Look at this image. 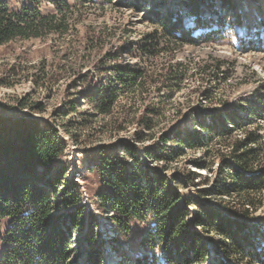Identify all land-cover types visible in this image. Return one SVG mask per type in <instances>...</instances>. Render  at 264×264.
<instances>
[{"label":"rangeland","instance_id":"374dc122","mask_svg":"<svg viewBox=\"0 0 264 264\" xmlns=\"http://www.w3.org/2000/svg\"><path fill=\"white\" fill-rule=\"evenodd\" d=\"M232 2L234 8L229 9L219 0L200 1L197 13L204 21L214 20L219 29L216 38L201 37L199 42L181 43L156 55L143 53L141 45L148 33L162 34L164 29L158 19L165 16L168 7L182 14L183 29V23L191 21L192 15H186L188 7L179 0L75 2L65 31L0 44V116L36 119L54 128L65 145L56 166L65 167V182L80 185V204L96 216L93 230L97 229L100 235L93 245L83 241L89 232L85 218L84 226L70 239L74 252L67 264H90L88 253L94 249L102 256L99 264L162 262L157 248L139 243L150 229V221L134 223L122 235L111 219L94 206L98 183L93 166L101 146L124 154V145L130 144L143 161L163 173L192 202H199L198 190L208 189L215 179L223 178L220 166L226 163L224 167L229 168L231 144L243 136L244 130L257 129L262 161L258 165L264 164V0ZM8 4L17 11L32 3L8 0ZM39 10L43 14L55 11L45 1ZM171 61L181 63L180 77L171 81L170 87L157 89L160 83L154 82V76L162 73ZM120 64L139 66L149 77L141 86L121 93L111 114L101 115L88 99V90L114 77L112 66ZM216 65L220 68L218 72ZM229 115L237 121L231 134L224 137L214 134L202 147L168 141L166 149L177 155H173L166 169L163 161L154 162L144 155V149L162 146L161 135L182 136L193 129L203 132L200 122H209L215 128L229 122ZM198 163L203 166L198 167ZM189 170L200 174L195 179L199 185L183 182ZM176 177L179 181H175ZM254 196L256 209L247 222L258 227L256 222L264 221V190ZM207 197L203 200H209L225 214L232 204L241 203L232 191L229 195L211 193ZM190 210L194 212L196 208ZM206 238L211 252L209 262H218L219 237L211 233ZM4 248L0 236V257ZM224 258L227 264H264L255 257L240 263Z\"/></svg>","mask_w":264,"mask_h":264},{"label":"trees","instance_id":"16d2710c","mask_svg":"<svg viewBox=\"0 0 264 264\" xmlns=\"http://www.w3.org/2000/svg\"><path fill=\"white\" fill-rule=\"evenodd\" d=\"M30 1L32 4L15 11L10 8L8 0H0V44L16 38L39 37L51 31L63 32L67 29L72 4L91 2ZM44 1L52 4L55 11L41 13L39 5ZM179 1L188 7L186 15H192L191 21L184 22L183 29L182 14L168 7L165 16L158 19L164 31L158 36L156 32L146 35L148 42L146 40L141 45L143 53L156 55L167 48L171 51L181 43L199 42L201 37H217L219 29L214 20L208 18L204 21L197 13L202 0ZM219 1L224 8H234L233 0ZM180 65L179 62H168L163 72L154 76V82L160 83L157 89L170 87L171 81L179 79ZM219 69L216 65L215 71ZM112 70L114 77L94 84L87 94L95 111L101 115L111 114L121 93L130 87L141 86L149 77L141 67L129 64L114 65ZM152 112H155L154 108ZM228 121L232 127L226 122L215 128L209 122H200L203 132L193 129L183 132L182 136L161 135L162 146L144 149V155L154 162L163 161L166 169L173 155H177L166 149L168 141L202 147L214 134L230 135L237 121L232 115ZM258 141L256 128L244 130L242 137L233 140L231 165L227 163L229 168H226L223 163L220 166L223 178L215 179L208 189L198 190L199 202L184 198L168 178L143 161L130 144L124 145V154L103 145L93 166L98 183L94 206L111 219L122 235H126L134 223L150 221L151 227L139 243L143 247L157 248L162 259L159 264H227L224 257L236 259L238 263L255 257L264 263V250L261 249L264 247V221L256 222L258 227L247 222L256 209L254 193L264 190V164L258 165L262 163ZM64 151V142L51 126L36 119L0 116V236L5 246L0 264H67L74 252L70 239L84 226L85 218L89 232L83 241L93 245L94 239L100 235L97 229L93 230L96 216L86 212L80 204V185L75 181L65 182V167L56 166ZM199 175L189 170L184 174L183 182L199 185L195 181ZM231 191L241 203L232 204L228 214L212 206L209 200H203L211 193L222 196ZM191 207L196 210L191 212ZM211 233L219 237L221 258H217L218 262H209L211 252L206 237ZM97 250L88 253L92 259L90 264H99L102 256ZM152 262L155 264L154 260Z\"/></svg>","mask_w":264,"mask_h":264}]
</instances>
